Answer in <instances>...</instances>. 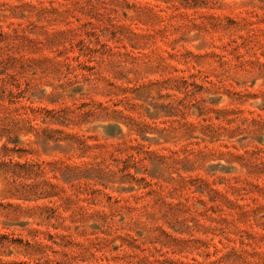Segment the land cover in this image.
Masks as SVG:
<instances>
[{"label": "rangeland", "instance_id": "rangeland-1", "mask_svg": "<svg viewBox=\"0 0 264 264\" xmlns=\"http://www.w3.org/2000/svg\"><path fill=\"white\" fill-rule=\"evenodd\" d=\"M0 264H264V0H0Z\"/></svg>", "mask_w": 264, "mask_h": 264}]
</instances>
